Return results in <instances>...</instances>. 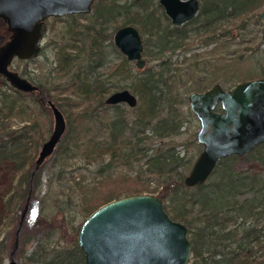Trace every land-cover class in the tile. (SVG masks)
Here are the masks:
<instances>
[{"label":"trees","instance_id":"16d2710c","mask_svg":"<svg viewBox=\"0 0 264 264\" xmlns=\"http://www.w3.org/2000/svg\"><path fill=\"white\" fill-rule=\"evenodd\" d=\"M149 1L144 0L141 8H136L132 14H129L133 6L131 3H123L122 0H96L93 3L95 9L93 16L89 15L91 18L93 17V20L79 29H76V25L73 24L77 19V14L72 13L55 17L58 20H61V18L70 20V23H67L66 31L62 35L64 40L62 39L59 44L54 38L50 40L57 44L58 47H56L59 53L63 54L67 47L72 49L79 47L76 42L72 41V43L71 40H84L81 36L83 34L91 39L88 46L81 47L82 51L87 50L85 53L87 61L85 68L75 60L79 58L80 51L79 53L75 52L74 55L68 56L65 54L64 64L61 63L49 70L51 78L64 77L65 75L67 77L65 83L73 88L72 93L75 94L76 92L88 98L89 101L87 107L75 113L73 109L77 105V101H75L72 94L68 93L65 96H60L63 100L58 105H60L64 114L68 116L66 119L69 127L66 128L67 131L62 135L55 149L57 152L55 166H58V172H55L56 178H62L65 172L63 163L58 161L68 157L70 151L75 152V154L80 152L84 158V167L96 168L98 174L94 176L95 179H90L87 183L82 182V178L75 181L77 188L81 189L79 194L81 203H79L80 210L85 214V218L102 203L111 200L115 196L123 195L122 192H119L112 195V197H107L99 204H94L93 201L89 200V191L91 192L95 188L97 180L101 179L99 174H104L106 169L110 168L114 162L120 160L131 164L135 162L140 170L139 173L146 171L151 176L156 174L158 180L154 187L135 185L133 190L129 192H144L147 190L153 193L159 190L169 214L182 220L188 227V237L191 238L193 248L188 264H264V194L262 197L259 196V192L264 193V179L260 180L259 187L255 188L258 179L252 166H257L256 163L252 162L250 164L251 172L247 169L233 171L227 165V169L223 170L222 180L219 181L222 186L218 189H212L216 191L217 195L213 196L207 193L206 195L204 193V196L201 197L202 215L198 213L193 218L190 217L191 210L186 207L190 199L186 200L177 194L182 187L189 185L184 183L186 174H184L182 168L187 162H191L193 158L189 157L186 151L182 153L174 140L176 134L183 132L182 126L186 118V110H179L177 104L183 103L186 93L197 89L203 90L214 84V82H218L217 80L220 78L214 76L213 81H207L203 85L190 84L188 86V81L193 78L192 73L197 72L189 74V69L196 66L199 71H202L208 67L207 64L210 65L211 60L203 55L206 54V51H195L190 55H185L181 64L174 66L172 65V57L166 55L169 49L175 50L180 46H187L196 39H204L205 43L219 42L222 48L231 45L236 40L237 35L239 36L237 41L244 40L245 35H243V32L251 24V21L259 22L257 16L264 10V0H201L202 4L198 14L179 25L172 24L162 4L158 3L159 5L151 7ZM122 8H124L125 17L114 27L117 28L126 23L135 25L136 22H139L144 32H148V37H150L146 42V51H149L153 58L158 59L155 64L156 68L153 65L148 68H141L139 80L142 85L141 90L145 94V103L142 104L140 113L134 116H130L126 112L122 102H105V97L112 89L118 90L116 88L119 85L116 86L112 82H107V84H100L95 88L92 87L91 82H86L89 75L97 69H100V72L96 75L97 78H100L104 73L107 76L116 72V65L104 66L105 49L100 39L112 35L108 25L115 18V14L122 11ZM233 27H238L237 34L232 33ZM190 29L192 31L189 33ZM257 36H260V34L255 33L254 37ZM261 38H264V33L261 34ZM215 46L213 49H216ZM244 57L245 54H241L239 60H244ZM128 64L127 68L131 71L132 69ZM185 75L187 76L185 77ZM236 75L235 72V74L231 73L226 76H233L232 79H237ZM238 81L236 80V82ZM38 84L40 86L38 91L44 90L48 96H52V85L53 87L60 85L52 82L49 83L50 85L45 84V82L44 84L38 82ZM182 84L186 90L181 89ZM10 88V91L0 92L1 134L2 128L5 129L3 134L5 137L3 138L0 134V137L3 138V142L0 143V158L5 156L15 161L17 170H19L13 193L6 199L7 205L14 211L17 201L20 199L21 201L25 200L31 181H33L35 192L40 187L43 165L42 163L39 165L38 172L30 181L31 172L36 165V155L40 143V138L37 135L34 136L39 121L35 118L33 122H26L21 127L11 128V124L8 123L7 119L13 112L23 113L25 109L28 110V106L24 103L30 97L31 100H35L42 105L45 102L38 98L34 92L18 89L14 85ZM72 112L74 113L72 114ZM79 120L99 121L105 129L102 134L100 132L80 133L81 130L77 127V121ZM89 127L90 125L86 126L84 130L88 131ZM128 133L130 135L125 137ZM154 137L157 139L158 144L149 142ZM257 149L264 150V141L259 142L252 150L241 156L254 155ZM107 156L110 157V160L106 162ZM234 157L240 156L239 154H228L221 158L212 172L215 173L223 163ZM255 157L261 160L262 165L258 167L263 169L264 154L260 153ZM79 167L81 165L75 168L79 169ZM91 181V189H88L87 185ZM99 182L101 181L99 180ZM53 183L54 181L51 179L41 198L44 204L40 211L42 217L40 223H49L55 217L52 213L44 211L47 205L46 199L52 192ZM206 185V182L197 183L199 189ZM244 188L249 191L254 190L250 197L240 200L237 196L243 192ZM129 192L127 194H130ZM230 196H233V198H229ZM189 198L196 199V196H189ZM56 200L59 203V198ZM170 201L174 204L170 205ZM262 203V210H255ZM230 210H244L243 212L249 215L255 214V218L247 224L242 223V225L237 224L227 228L226 222L233 218L232 214H228ZM74 216L76 215L69 217L67 214H63L62 220L71 223ZM72 226L73 231L77 233V226L74 224ZM46 234L49 235L50 233L47 232ZM14 237L11 238L12 243ZM45 238L46 235H42L40 239L31 234L24 236L23 247L19 249L18 255H24L25 264H86L85 255L76 240V235L73 238L72 248L58 247L57 243L49 248ZM33 239L37 241L36 245L30 252H27L28 244ZM4 241L0 239V264H3L5 258Z\"/></svg>","mask_w":264,"mask_h":264},{"label":"rangeland","instance_id":"374dc122","mask_svg":"<svg viewBox=\"0 0 264 264\" xmlns=\"http://www.w3.org/2000/svg\"><path fill=\"white\" fill-rule=\"evenodd\" d=\"M143 1L144 0H122L123 3L127 2L133 5L129 14H132L134 10H136V8H141V4ZM149 2L151 4V7L157 6L159 5L158 3H160L159 0H150ZM94 10L95 9L93 6V10L90 13L86 14L87 16L83 15L77 17L78 19L73 23L74 25H76V29L83 28L84 24L93 20V17L91 18V16H93ZM124 15L125 11L124 8H122V11H120V13H116L115 18L108 25L112 35L107 36L104 39H100V42H103L102 46L105 49L104 66L114 64L116 65V72L108 74L107 76H105L104 73L100 78H97L96 75L100 72V69H97L89 75V79H87L86 82H91L93 85L92 87L95 88L100 86V84H107V82H112L116 86L119 85L118 88H130L131 91H133L137 95L139 101L138 104L135 105L137 107H134L126 102H122V105L125 106L126 112H128L130 116H134L135 114L140 113V108L142 104L145 103V94L143 90H141L142 85L139 80V75L142 69L136 66L135 60L126 58L125 54L115 45L113 38V34L116 29L114 26L123 20V18L125 17ZM258 21L259 22L251 21V24H249L248 28L244 30V40L237 41L239 39V36L237 35L236 40H234L232 44L227 47L222 48L221 44L216 41L205 43L204 39H196L194 42H191L187 46H180V48H177L175 50L169 49L166 52V55L172 57V65L174 66L177 64H181V61L184 60L185 55H190L195 51H206V54L203 55H205V57L207 56L206 58H208V60H211L210 65L207 64L208 67L206 69H203L202 71H199L196 66L189 69V74L195 71L197 72H195V74L192 73L193 78L188 81V86L190 84L203 85L207 81H213L214 76H219L220 79L217 81L221 83L222 86L232 88L234 87L236 80L240 81L244 80L245 78H255L256 76L264 75V38H261V34L264 33V17L258 18ZM67 23H70V20L67 18H61V20H58L51 17L49 21L48 32L43 39L44 45L41 50V54L31 60L16 58L11 63V66L14 69H17L19 72H22L29 77H35L37 82H42L43 84L45 82V84L47 85H50L49 83L51 82L60 84L54 87L52 85V96H48L45 91L35 92V95L38 98L44 100V105L36 102L35 100H31L30 97V99H27L24 103L28 106V110L25 109L23 113H18V111L16 113L13 112L12 115L7 119L8 123L11 124V128L21 127L26 122H33L35 118L39 121V126L34 133V136L37 135V137L40 138L37 154L39 153L41 144L46 140L47 136L50 134L54 127L53 125L55 118L53 116V112H51L50 110V106L46 103L48 98L55 100L58 104L63 100L60 96H65V94L68 93L72 94V96L75 98V101H77V105L73 109L75 113L82 108L87 107V105L89 104L88 98H85L84 96L79 95L76 92L75 94L74 92L72 93L73 88L65 83L67 79L65 75L64 77L57 76L51 78L49 73V70L54 66L61 63L64 64L65 54L69 56L74 55L75 52L79 53L81 51L79 58L75 60H77L78 64H81L83 68H85V65L87 64L85 54L87 50H81L82 46L86 47L91 43V39L86 35H81L83 36L84 40H71V42H76L79 47H75L73 49L71 47H67L63 54L59 53L57 44H55L54 41H50L52 38H54L56 39V41H58V44L62 42V35L67 29ZM135 25L140 27L139 29L144 40L145 50L143 54L147 59L145 67L148 68L149 66L153 65L156 68L155 64L157 63L158 59L153 58L150 52L146 51V42L150 38L148 37V32H144L139 22H136ZM191 31L192 29H190L188 32L190 33ZM237 31L238 27L232 28V33L237 34ZM255 33H259L260 36L254 37ZM10 34L11 32L10 30H8L7 22H5L0 17V45L9 38ZM150 46L152 47V44ZM214 46L216 47V49H213ZM241 54H245L244 60H239ZM127 64L132 69L131 71H129V69L127 68ZM235 72L237 73V75L235 76L237 79H232L233 76H226L231 73L235 74ZM186 76L187 75H185V77ZM11 86L12 85H10L9 81L0 74V92L6 90L10 91L9 89H11ZM180 87L182 90H186L183 84ZM113 90L114 89H112L111 91ZM188 94L189 93H186L184 95L185 100L180 104L181 106L179 105V103L177 104L179 110H186V118L184 119L185 121L182 126L183 132L176 134L174 137L175 142H177L178 149H180L182 153H185V151L188 152L189 157H193L191 162L189 161L185 164V166H183L182 169L184 171V174H187V172L191 169L194 163L193 161L200 153L199 151L203 148V144L197 140V131L200 127V120L198 119L195 111L191 109L190 101L187 96ZM74 112H72V114ZM88 125H90V129L88 131H85L84 129ZM0 126L2 127V124H0ZM68 127L69 126L67 124V128ZM77 127L81 130L80 133L89 132V134L91 132H100L102 134V131H104L105 129V127H103L99 121L95 122L91 120H79L77 121ZM2 129V134L0 131L1 136H3L5 130L4 128ZM128 135H130V133L126 134L125 137H127ZM4 137L5 136H3V138ZM3 138L0 137V143L3 142ZM149 142L151 144H158L155 137ZM260 153L264 154V150L257 149L254 155L249 154V156L245 157L242 156L228 159L217 169V171H215V173L208 177L206 181L207 185L202 187V189H199V186L197 185H186L185 187H182L181 191L177 194L181 195L186 200L190 199L186 206L191 210L190 217L193 218L198 213L202 215L203 211L201 210V197L204 196V193L213 196L217 195L216 191L213 190L218 189L220 186H222V183H220L219 181L222 180V174L224 173L223 170L227 169V165L230 166V169H232L233 171L247 169V171L251 172L250 164L252 162L256 163L257 166H252V169L255 171L256 178L258 179L256 180L255 188H258L261 182L260 180L264 179V168H259L262 165V162L260 159H256L255 157V155H260ZM56 155L57 152L56 150H54L51 154L47 155L45 160L42 162L43 170L40 176V180L42 183L36 192L34 191L33 181L31 180L33 176L38 172L37 169L39 165H36V167L33 168L34 174L32 176V171L30 177L31 183L29 185L27 195L25 196V200L21 201L20 199L19 201H17V205H15L14 211H12L11 208L7 205L6 199L11 193H13L12 191L14 190L19 170H17V164L15 161L5 156L4 158H0V239L5 240V258L3 260V264H9L10 258L12 257L11 255L17 258L18 264H25L24 255H18L19 249L23 247L22 241L25 235L27 236L31 234L35 238L39 239L42 235H46L45 239L47 242H45L46 244H48L49 248H51V246H53L55 243H57L58 247L64 246L72 248L73 238L75 235L77 239L78 232L76 233L73 231L74 228L72 225H76L78 229L85 214L82 210H80L81 200L79 199V194L81 189L77 188V183L75 181L79 180V178H82V182L87 183L90 181V179H95L94 176H97L98 172L95 167H84V158L81 156L80 152L75 154V152L70 151V155H68V157L58 161L59 163H63L65 172L62 178L57 179L55 173L58 172V166H55ZM109 160L110 157L107 156L105 161L107 162ZM79 165H81V167H79V169H76L75 167ZM139 171L140 170L138 169V165L135 162H133L132 164L126 161L123 162V160L114 162L110 168L106 169V172L104 174H99V177L101 178L99 180L101 182L97 180L95 188H93L91 192L89 191L88 199L93 201L94 204H99L102 203V201H104L107 197H112V195H115L119 192L127 194V192L133 190L135 185L154 187V185L157 184L158 175L154 174L153 176H151L146 171L140 173ZM51 179L54 181V183L51 188V195L46 199L47 205L45 206L44 211L47 213H52L55 217H53L51 219L52 221H49V223H40V221L42 220L40 211L42 210V205L44 204L41 198L45 190H47ZM91 185L92 181L87 185L88 189H91ZM253 190L254 189H251L249 191L244 188L243 192L240 193V195L237 197L240 200H243L246 197H250L253 193ZM155 192L159 193V190H156ZM193 194L196 196V199L189 198V196H194ZM259 194V196L262 197L264 193H262L261 191L259 192ZM58 198L59 203L56 202V199ZM229 198L232 199L233 196H230ZM169 204L173 205L174 202L170 201ZM262 208L263 203L255 210H262ZM243 211L244 210H230L228 214H232L233 218L226 222L227 228H230L237 224H247L254 220L255 214L249 215L248 213H244ZM63 214H67L69 217H71V215L76 216H74V218L71 220V223H69L62 220ZM47 232H49L50 234H46ZM12 236H15L13 243L11 242ZM17 236L18 244L16 245ZM36 242L37 241L34 239L29 242L27 252H30V250L34 248ZM16 246L17 248L15 249Z\"/></svg>","mask_w":264,"mask_h":264},{"label":"water","instance_id":"95a60500","mask_svg":"<svg viewBox=\"0 0 264 264\" xmlns=\"http://www.w3.org/2000/svg\"><path fill=\"white\" fill-rule=\"evenodd\" d=\"M93 2L0 0V17L7 22L11 32L0 45V73L10 85L25 91L39 89L38 84L11 67L12 59L15 56L31 58L40 53L48 31V17L89 12ZM159 2L175 25L195 17L201 5L200 0ZM263 17L264 10L258 14V18ZM113 38L126 58L135 60L137 67L146 65L144 41L137 25L118 26ZM188 99L200 120L197 140L203 148L187 172L185 184L205 182L222 157L247 153L264 141V75L240 80L232 88L214 82L203 90H193ZM105 101L138 104L137 95L127 87L111 91ZM47 103L51 105L55 118L54 129L41 144L36 165L57 148L67 127L59 106L51 98ZM77 232L76 240L86 264H188L193 249L187 225L169 214L163 197L156 192H133L113 197L93 209L82 220ZM11 256L9 264H18L17 258Z\"/></svg>","mask_w":264,"mask_h":264},{"label":"flooded vegetation","instance_id":"af4514ba","mask_svg":"<svg viewBox=\"0 0 264 264\" xmlns=\"http://www.w3.org/2000/svg\"><path fill=\"white\" fill-rule=\"evenodd\" d=\"M95 1H96V0H94V2H95ZM94 2H93V3H94ZM92 10H93V4H92V9H91V11H92ZM91 11H89V12H82V13H78V12H72V13H73V14H77V17H78V16L86 15V14L90 13ZM72 13H70V14H72ZM63 15H68V14H61V16H63ZM61 16L51 15V17H53V18H55V17H61ZM51 17H48V18L46 19V20H47V23H48V27H49V21H50ZM77 17H76V18H77ZM77 19H78V18H77ZM77 19H76V20H77ZM48 27H47V30H48ZM116 29H117V28H116ZM116 29H115V30H116ZM47 32H48V31H47ZM114 33H115V32H114ZM46 34H47V33H46ZM46 34H45V35H46ZM113 35H114V34H113ZM44 37H45V36H44ZM43 39H44V38H43ZM143 41H144V40H143ZM43 45H44V41H43V43H42V45H41V50H42V48H43ZM41 50L39 51L40 53H39L37 56L31 57V58H23V59H27V60L34 59V58L38 57V56L41 54ZM144 50H145V48H144ZM16 58H18V57L15 56V57L12 59L11 63H12L13 60L16 59ZM21 58H22V57H20V58H18V59H21ZM11 63H10V64H11ZM11 67H12V66H11ZM144 67H145V66H144ZM12 68H13V67H12ZM0 74L3 75L2 73H0ZM20 74H23V73L20 72ZM24 75L27 76L26 74H24ZM3 77L6 79L5 75H3ZM27 77H28L31 81H33L34 83L38 84V82L36 81L35 77H33V76H32V77L27 76ZM6 80H7V79H6ZM38 85H39V84H38ZM39 88H40V86H39ZM38 90H39V89H36V90L30 91V92H34V94H35V92H37ZM43 91H44V90H43ZM107 96H108V95H107ZM107 96H106V97H107ZM106 97H105V99H106ZM53 101H54V103H55L56 105H58L57 102H56L55 100H53ZM105 102H106V101H105ZM120 102H124V101H120ZM138 102H139V101H138ZM46 103H47V101H46ZM47 105H49V104L47 103ZM49 106H50V110H51V112H52L51 105H49ZM58 106H59V108L62 110V108L60 107V105H58ZM62 112H63V110H62ZM63 114H64V112H63ZM64 115H65V114H64ZM65 118H67L66 115H65ZM66 124H67V119H66ZM53 126H54V125H53ZM66 128H67V127H66ZM53 129H54V127H53ZM53 129H52V131H53ZM52 131H51V132H52ZM51 132H50V133H51ZM65 132H66V130L64 131V133H65ZM64 133H63V134H64ZM234 154H236V153H234ZM238 154H239L240 157H242L241 155H243L244 153H243V154L238 153ZM224 157H225V156H224ZM222 158H223V157H222ZM216 166H217V165H216ZM216 166H215V167H216ZM213 170H214V169H213ZM213 170H212V171H213ZM212 173H213V172H212ZM212 173H211V174H212ZM211 174H210V175H211ZM210 175H209V176H210ZM207 179H208V178H207ZM206 181H207V180H206ZM206 181H205V182H206ZM205 182H203V183H205Z\"/></svg>","mask_w":264,"mask_h":264}]
</instances>
